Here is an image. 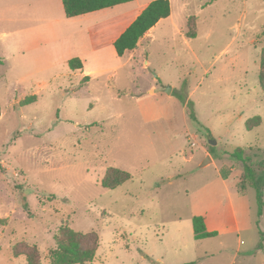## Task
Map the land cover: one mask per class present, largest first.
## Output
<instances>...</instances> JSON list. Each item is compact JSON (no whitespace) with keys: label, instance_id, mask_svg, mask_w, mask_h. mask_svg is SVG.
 <instances>
[{"label":"rangeland","instance_id":"1","mask_svg":"<svg viewBox=\"0 0 264 264\" xmlns=\"http://www.w3.org/2000/svg\"><path fill=\"white\" fill-rule=\"evenodd\" d=\"M144 1L69 18L61 0H0V264H27L23 241L49 264L63 225L98 234L88 264H264V186L259 216L230 155L264 149V0H170L119 56ZM109 167L131 177L106 188ZM196 215L217 235L195 239Z\"/></svg>","mask_w":264,"mask_h":264},{"label":"trees","instance_id":"2","mask_svg":"<svg viewBox=\"0 0 264 264\" xmlns=\"http://www.w3.org/2000/svg\"><path fill=\"white\" fill-rule=\"evenodd\" d=\"M133 0H62L64 14L66 17H74L89 12L113 7L118 4L130 2ZM169 0H152L148 3L137 17L120 33L113 41L116 53L121 56L126 51L136 48L143 35L153 27L160 19L170 15ZM196 18L191 15L187 21V37H195ZM68 64L72 69L82 68V62L79 58H71ZM259 85L264 90V47L260 51V69ZM36 100L35 95H31L22 101L27 104ZM259 117H253L246 121L247 127L251 128L259 124ZM231 157L242 166V174L237 182L239 194L245 195L248 185L257 187L258 215L262 214V192L264 186V149L249 146L247 148L237 146L231 152ZM221 176L226 178L230 170L225 167L220 170ZM131 177L130 173L116 168H107L101 179V185L106 188H115ZM0 219V224H4ZM193 230L195 239L210 238L217 235L215 230H208L202 215L193 217ZM56 246L50 249L49 264H88L93 261L97 248L99 246L98 234L94 231L82 232L75 231L68 226H60L58 232L54 235ZM257 248H261L257 245ZM13 252L15 256L24 255L27 264H40L39 251L36 245L25 241L14 245ZM192 264V263H191Z\"/></svg>","mask_w":264,"mask_h":264},{"label":"crops","instance_id":"3","mask_svg":"<svg viewBox=\"0 0 264 264\" xmlns=\"http://www.w3.org/2000/svg\"><path fill=\"white\" fill-rule=\"evenodd\" d=\"M62 1V0H61ZM152 0H146V1H144L143 2V4H141L140 6H139V9H137L135 12H134V14H133V16H132V18H131V20H129V22L127 23V25L123 28V30L137 17V15L142 11V9L148 4V3H150ZM169 2H170V8H171V1L169 0ZM127 3V2H126ZM122 4H124V3H122ZM63 5V4H62ZM119 5V4H118ZM116 6V5H115ZM105 9V8H104ZM64 10V9H63ZM102 10V9H101ZM98 11V10H97ZM94 12V11H93ZM90 13V12H89ZM86 14H88V13H86ZM86 14H82V15H86ZM171 14H172V11H170V15L168 16V17H170L171 16ZM82 15H78V16H82ZM74 17H77V16H74ZM69 18H72V17H69ZM167 18V17H166ZM161 20V19H160ZM159 20V21H160ZM158 21V22H159ZM157 22V23H158ZM156 23V24H157ZM155 26V25H154ZM152 28V27H151ZM150 28V29H151ZM150 29L143 35V37L150 31ZM88 30V32L90 33V28H88L87 29ZM122 30V31H123ZM122 31H120L119 32V34L117 35V36H115L114 38H112L111 39V42L113 43V41L120 35V33L122 32ZM142 38V37H141ZM140 38V39H141ZM139 43V42H138ZM74 58V57H73ZM71 59V58H70ZM0 61L2 62V60L0 59ZM154 90L155 89H151V93H153L154 92ZM205 220V219H204ZM208 229V228H207ZM208 230H211V229H208ZM195 264H197V263H195Z\"/></svg>","mask_w":264,"mask_h":264},{"label":"water","instance_id":"4","mask_svg":"<svg viewBox=\"0 0 264 264\" xmlns=\"http://www.w3.org/2000/svg\"><path fill=\"white\" fill-rule=\"evenodd\" d=\"M208 160H210V157H209V155H207V156H206V159L203 161V163H202V164L206 163Z\"/></svg>","mask_w":264,"mask_h":264}]
</instances>
